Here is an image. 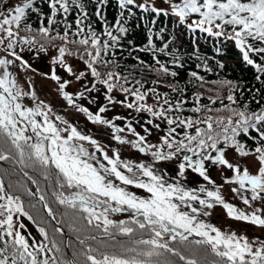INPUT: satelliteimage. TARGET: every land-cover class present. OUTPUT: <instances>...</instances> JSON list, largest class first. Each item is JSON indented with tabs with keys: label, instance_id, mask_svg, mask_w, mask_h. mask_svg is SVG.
<instances>
[{
	"label": "snow or ice",
	"instance_id": "1",
	"mask_svg": "<svg viewBox=\"0 0 264 264\" xmlns=\"http://www.w3.org/2000/svg\"><path fill=\"white\" fill-rule=\"evenodd\" d=\"M111 2L24 0L9 6L10 0H0V161L14 160L37 171L53 189L54 202L66 210L61 216L71 213L110 239L129 240L73 253L83 260L64 259L57 240L40 226L47 223L44 218L37 227L41 240L32 237L30 242L22 234L26 228L20 218L37 223L28 210L37 204L26 205L0 180V264H264V235L250 238L206 219L220 207L228 219L264 232V93L255 89L261 99L254 95L258 107L250 108L248 102L241 104L236 95L239 86L231 80H206L198 71H190L181 85L180 72L173 70L184 67L175 54L178 50L169 48L171 40L162 46L154 43V37L165 40L162 29L153 34L149 28L146 44L129 49L130 56L136 52L150 56H132L136 61L132 72L117 71L122 65L116 59L117 52L125 50L122 41L129 35V18L139 10L154 17H174L188 32L234 42L242 61L264 86V0H162L166 8L157 7L156 0H115L118 14L110 23L105 9ZM86 4L95 5L94 10L90 12ZM25 53L35 59L47 57L48 71L34 68ZM161 55L170 61L161 60ZM196 67L212 71L206 63ZM218 67L223 69V63ZM14 68L31 74L25 81L27 89ZM136 69L140 75L156 77L152 86L132 75ZM36 76L51 85L67 107L110 130L112 140L150 157L151 163L122 159L118 149L110 156L97 139L83 134L40 98ZM158 86L170 91L162 93ZM188 86L196 89L190 96ZM117 106L128 110V115L109 118L107 114ZM154 132L155 142L149 140ZM161 164L173 165L175 175L158 167ZM190 174L199 178L195 187L187 186ZM24 175L37 185L35 193L25 189L26 194L38 196L47 217L57 220L58 213L38 180L27 171ZM126 186L147 195L140 197ZM225 187L244 209L225 197ZM124 211L135 218L117 222L109 217ZM53 231L62 235L60 227Z\"/></svg>",
	"mask_w": 264,
	"mask_h": 264
},
{
	"label": "trees",
	"instance_id": "2",
	"mask_svg": "<svg viewBox=\"0 0 264 264\" xmlns=\"http://www.w3.org/2000/svg\"><path fill=\"white\" fill-rule=\"evenodd\" d=\"M23 2L24 0H10L9 6ZM37 3H39V0H37ZM86 7H88L91 12L94 10L95 5L86 4ZM134 11H136V15L129 18L127 25L129 27V35L122 41L125 50L123 53H120L119 51L117 52L116 59L122 65V67L117 69V71L122 73L132 72V66L136 64V61L132 59V56L138 55L141 59H150L148 53L142 52L132 53V56H130L129 49L132 47H141L146 44V37L148 35L149 28H151L153 34L159 33L162 29L165 40H160L154 37V43H156L157 46H162L165 41L171 40L172 43L169 45V48L178 50L175 54L181 57V62L184 64V67L173 70L180 72V77L177 79L180 80L181 85H183L188 79L187 74L190 71H198L205 77L206 80H231L234 84L239 86V91H237L236 95L240 98L241 104L248 102L250 108L258 107L253 100V96L255 95L257 99H261V97L256 94L255 89H260L261 93H264V86L260 85L255 80L254 69L242 61L241 54L235 47L234 42L224 41L222 39L214 40L211 37H207L205 33L197 32L194 34L188 32L183 28V26H178L175 23L174 17H154V14L140 13L139 10ZM105 13L111 23L113 17L118 14L115 0H112L110 6L105 9ZM153 19L156 21L155 24L151 23ZM92 20L93 26L99 29V25L95 23V17H92ZM31 23L34 27L36 26L35 15L31 17ZM129 40L132 41L131 44L128 43ZM217 49L220 50L219 53L217 52ZM197 57H199V59ZM160 58L166 63L171 59L170 57L163 55H161ZM220 62L224 65L223 69L218 67ZM203 63H206L208 68L212 71L205 72L202 67L199 69L196 67L197 64ZM169 66L171 67L170 64ZM139 73L140 69H136L132 75L136 78L147 81V87L152 86L151 81L156 77L152 74L140 75ZM169 79L171 80V78ZM159 91L163 93L170 90L166 87H159ZM193 91H196V89L188 86L187 95L190 96ZM227 91V88H225L222 95L226 96ZM241 92L243 93L242 96ZM148 102L150 104L154 103L151 99ZM204 102L207 103L206 100ZM225 103H227L226 100ZM261 103L264 104V99H261ZM163 168L168 171L169 175H175V171L173 169L169 167ZM25 171L28 172L29 176L38 180L40 189L48 196L50 206L57 211L58 218L55 221L59 224L61 229L64 230L65 234L61 235L54 233L53 229L56 226L54 225L52 219L47 217L43 211V207L39 204L36 197H29L26 194L25 189L31 190L35 193L37 185L32 184L31 180L24 175ZM0 180L3 181L6 190H9L12 194L19 195L26 205L29 202L37 204L36 209H28L30 213L37 218V223H33L23 217L27 220L32 229H29L27 225L24 224L26 230L21 229L22 234H24L30 242L32 237H35L37 240H41L42 238L39 235L37 227L40 218H44L47 220V223L40 226H44L50 236H54L57 240L62 249L64 259L72 260L78 258L79 260H83L82 256L74 257L73 253H80L89 246L93 248L108 246L111 248L113 245H116L117 242L127 243L129 240L128 237L124 236H116L115 240L110 239L105 236L101 230H96L94 226H88L86 220L74 219L71 213H69L66 217L61 216L60 213H63L66 210L54 202V198L50 195L53 189L49 187L39 173L32 168H24L23 165L15 162L14 160L0 161ZM9 185H12L11 189H9ZM21 185H23V187H21ZM109 217L117 222L121 220L130 222L135 218L134 216L116 217L112 214H109ZM132 226L135 227V225ZM73 228L77 229V231H73ZM93 236L96 237V239H92ZM86 237L87 239H85ZM80 240H84L85 243L81 245Z\"/></svg>",
	"mask_w": 264,
	"mask_h": 264
},
{
	"label": "rangeland",
	"instance_id": "3",
	"mask_svg": "<svg viewBox=\"0 0 264 264\" xmlns=\"http://www.w3.org/2000/svg\"><path fill=\"white\" fill-rule=\"evenodd\" d=\"M138 2H139V0H138ZM156 6L159 8H166L167 7V5L162 2V0H156ZM51 54L55 55V52L52 51ZM24 56H25V59H28L29 62L32 63V66L34 68H37L42 72L48 71L47 57H44L42 55L40 59H35L34 56L30 53H25ZM73 62H75V61H73ZM12 70L18 74V79H19L20 83L24 86L25 89H27L28 85L25 83V81L29 78V76L31 74L30 73H21L18 68H14ZM35 88H36V91H37V93L41 99H44V100L51 103L52 107L54 108V111H56L58 114H61L65 119H67L74 126H76L77 129L79 131H81L83 134L89 135V136L97 139L98 142L100 143V145L102 147L106 148V150L108 151V154L110 156L112 155L113 149H118L122 159L131 160L133 162L151 163L150 157H146L143 154L136 152V150L131 148L129 145L121 146V145L117 144L114 140H112L110 130H108L105 127L100 126V125H93L92 123H90L87 120V118L83 114L77 113L73 109L67 107L65 102L55 95L54 91L52 90L51 85H49L47 82L43 81L41 79V77H39V76L35 77ZM70 91H75V88L70 89ZM117 96L119 97L118 93H117ZM119 98L122 99V97H119ZM104 102L106 103V101H104ZM24 103L27 104L28 106H32L31 102L28 101L27 99H25ZM83 103L85 104V106H89L93 111L96 110L95 106L87 105L86 102H83ZM118 114L128 115V110L117 106L115 109H113L111 112H109L107 114V116L109 118H112ZM116 124L119 126H123L124 122L116 121ZM134 126H136L137 131H141V133H142V130L139 128L138 125H135V123H134ZM121 135L126 136L127 139H134V137H132L131 135H129L127 133H122ZM156 135H158V134L154 132L153 137H149V140H152L153 142H155L154 137ZM83 143H84V146L86 148H88L89 151L94 150L92 148V146L87 144V142H83ZM97 155H99V154H97ZM158 167H161V168L169 167L175 171L174 166L171 164H161V165H158ZM212 177L214 180H216L217 184H220L222 182L218 178L216 173H212ZM198 179H199L198 177L190 175L191 183H188L187 186L188 187H195L196 181ZM116 183L118 184L119 182L117 181ZM126 187H127V190L136 193L140 197H144L147 195L142 189H136V188L131 187V186H126ZM223 194L233 204L237 205L241 209L245 208V206L242 205L238 200L232 199V194L227 187H225V189L223 190ZM245 210H247V209H245ZM206 219L208 222H211V223L221 227L222 229H227L229 226H231V229L235 230L238 234H241V233L246 234L250 238L254 235H256V236L264 235V232H262L259 228L228 219L224 210L220 207L215 208L213 210V215L206 218ZM20 222L27 225V227L29 229L30 228L32 229V227L30 226V224L27 222V220L25 218L21 217Z\"/></svg>",
	"mask_w": 264,
	"mask_h": 264
},
{
	"label": "water",
	"instance_id": "4",
	"mask_svg": "<svg viewBox=\"0 0 264 264\" xmlns=\"http://www.w3.org/2000/svg\"><path fill=\"white\" fill-rule=\"evenodd\" d=\"M38 197V196H37ZM44 210V209H43ZM44 212L46 213V211L44 210ZM111 214H113V215H115V216H131V215H134L133 213H131V212H127V211H124V212H120V213H111ZM47 215V214H46ZM53 221V223H54V225L56 226V227H60L59 226V224L55 221V220H52ZM62 230V234H65V232H64V230L63 229H61Z\"/></svg>",
	"mask_w": 264,
	"mask_h": 264
}]
</instances>
